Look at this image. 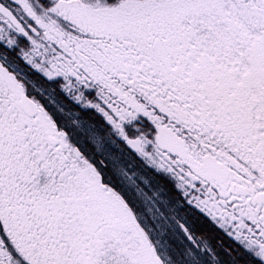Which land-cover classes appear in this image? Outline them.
Here are the masks:
<instances>
[{
  "label": "snow or ice",
  "instance_id": "obj_1",
  "mask_svg": "<svg viewBox=\"0 0 264 264\" xmlns=\"http://www.w3.org/2000/svg\"><path fill=\"white\" fill-rule=\"evenodd\" d=\"M0 264H264V0H0Z\"/></svg>",
  "mask_w": 264,
  "mask_h": 264
}]
</instances>
